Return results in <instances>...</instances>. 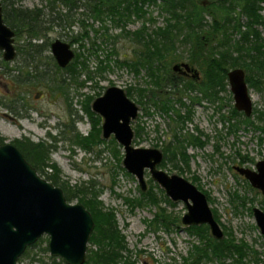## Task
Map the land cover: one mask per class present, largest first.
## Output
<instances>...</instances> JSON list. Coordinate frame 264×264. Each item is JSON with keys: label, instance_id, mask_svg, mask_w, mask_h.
Here are the masks:
<instances>
[{"label": "rangeland", "instance_id": "1", "mask_svg": "<svg viewBox=\"0 0 264 264\" xmlns=\"http://www.w3.org/2000/svg\"><path fill=\"white\" fill-rule=\"evenodd\" d=\"M49 1L14 0L16 7L41 9L39 24L46 26L47 29H43L41 35L33 38L32 42H47L48 50L42 53L37 64L33 62L20 68L22 70L20 78L29 76V80L21 83L13 82L11 76L3 72L0 54V135L3 143L14 144V141L27 137L35 142L53 144L55 147L50 152V162H54L59 167L61 179L67 182L66 185L85 184L101 190L99 199L106 208L114 210L131 258L136 260L137 264H184V257L189 255L192 243H199V239L190 235L180 220L179 223L176 222L168 228L162 224L150 225L149 221L153 219L157 207L145 201L133 208L127 201V198L139 199L141 191L144 192L148 188L151 177L147 169L144 172L146 189L141 190L135 176L127 172L122 165L123 149L113 135L103 138L101 134L104 142L90 150H85L74 142L76 130L73 131L71 127L74 122L78 133L87 134L91 124L83 110L86 96H91V108V103L97 96L107 87L116 85L124 90L131 87L132 94L127 96L139 107L137 117L131 122L134 130V146L154 147L161 150L164 143L167 144L172 140V132L168 126L171 122L169 117L151 102L148 101L143 106L137 101V88L151 87L148 85L149 79L145 70L140 69L136 74L122 63L136 60L145 50L143 39L138 38L139 34L142 33L145 37V33L153 32L157 27L166 24L159 1L142 4L143 13L140 16L132 13L128 21L123 19L115 22L113 20L117 19V16L113 20L108 16H103L102 20L92 17L84 1L80 0L77 2V7L71 9V22L67 23L58 18H55L54 22L50 19L56 14L62 16L67 13L68 6L56 2L51 10ZM260 6V13L264 18V2L260 3ZM221 7V4H218L212 10L218 11ZM207 20L210 21L211 18L207 16ZM245 20L246 18L243 17L242 22ZM256 27L260 36L264 38V24ZM84 31H87L88 36L83 39V46L79 41L71 42L72 37ZM23 36L25 38V34ZM14 37V45L22 44L21 39L17 41V36ZM56 38L70 43L71 48L78 55V60L86 65L84 70L81 69L76 82L70 79V74L64 70L65 67L56 70L55 60L50 52V43ZM210 44L209 41L206 46ZM175 47L174 52L167 55L162 64H173L174 62L171 61L173 54L175 56L180 54L182 56L180 61L188 62L186 48L178 42ZM74 59L75 56L69 64ZM20 63L21 56L16 54L15 58L9 61V67ZM99 64L109 66L100 69ZM194 67L202 77L200 70L195 65ZM88 74L91 76L89 79ZM226 89L221 93V100L209 102L203 99L200 104L192 106L193 115L191 120L185 122L183 133L198 134V131H201L205 134L202 139L206 142L202 148L187 147V154L190 156L188 167L181 163L177 164L184 173L180 174L178 170L172 169L170 164L162 169L169 174H179L190 182L194 177L196 180L194 184L204 189L210 197L209 206L218 215L220 227L225 225L237 238H243L253 250H256L258 260L254 262L246 257L244 262L264 264V235L260 233L252 210L249 209V206H255L264 211V196L234 169V166L254 168L257 160L264 159V131L255 127L264 125V118L262 120L257 118V110L264 112V91L248 86L252 112L249 116L242 113L243 117L249 118L253 124H239L238 128L231 132L229 131L231 122L240 121L242 115H237L231 121L228 120L227 116L234 107V100L229 85ZM147 94L150 96V93L146 92L142 97L143 101L151 100ZM17 96L23 99L20 100ZM183 100L189 104L187 95L184 94ZM174 106L181 109V112L185 110L178 101L174 102ZM222 115L226 118L222 119ZM135 127L141 128L139 135L135 134ZM112 138L120 149L119 162L112 154ZM49 173H52V168L45 167L42 177L45 178ZM152 183L155 182L152 180ZM154 190L157 196H161L157 188ZM234 193L246 197L243 206L238 204V207H235L238 201H232ZM163 194L166 196L165 193ZM70 202L79 203L77 198ZM171 202V204L161 202L160 205L166 204L165 207L172 216L181 217L186 211L184 204L181 201ZM39 238H42L41 242L30 248L28 256L18 262L19 264H41V262L53 264L52 257L56 258V262L61 259L50 255L49 250L45 249L48 248L47 235ZM89 248L88 241L87 251ZM200 264H215V262L203 260Z\"/></svg>", "mask_w": 264, "mask_h": 264}, {"label": "trees", "instance_id": "2", "mask_svg": "<svg viewBox=\"0 0 264 264\" xmlns=\"http://www.w3.org/2000/svg\"><path fill=\"white\" fill-rule=\"evenodd\" d=\"M80 0H50L48 2L51 10L56 2H61L68 6V12L61 15H54L50 20L54 22L55 18L60 21L71 22L70 11L77 7ZM84 5L89 9L90 15L97 19H103L108 16L112 20L115 16V22L126 19L133 13L140 16L143 13L141 5L146 3H155L159 1L161 13H164L166 24L157 27L153 32L141 34L138 38L143 39L145 50L136 60L124 61V65L128 66L133 72L138 74L140 69H144L148 77V85L151 87L137 88L138 103L145 105L151 102L158 110L165 113L171 122L168 123L169 130L172 132V140L161 146L163 152V160L160 168H166L168 164L172 169L178 170L180 174L184 173L183 169H179L177 164L181 163L188 167L189 154L187 147L194 146L202 148L205 140L202 139L205 134L198 131V134L183 133L184 124L191 120L193 115L192 106L200 104L201 101L207 100L214 102L222 99L221 93L226 89L227 72L229 69L241 67L245 71V80L249 87L261 89L264 91V38L256 26L264 24V18L260 13V3L264 0H221L211 5H201L194 0H83ZM3 6V20L10 26L17 36V41L22 40V44L15 46L17 55L21 56V63L8 68L9 61L1 59V63L8 69L19 70V74L10 72L12 80L21 83L29 80L20 78V69L22 66L37 64L42 53L48 50L47 42H32L33 38L41 35L42 30H46V26L39 24V16L41 9L20 8L14 5V0H1ZM221 4V9L213 11L212 8ZM207 16L211 18L207 20ZM246 20L242 22V18ZM83 23V19H82ZM84 24V23H83ZM44 27V28H43ZM49 29V28H48ZM25 34V38L23 36ZM88 36L87 31L80 35L74 36L71 42H80L83 46V39ZM19 37V39H18ZM144 38L146 40H144ZM216 38L217 40H212ZM210 46H206L207 43ZM178 42L186 48V60L190 65H195L201 72L202 77L194 80L183 75H179L171 70L173 64H162V61L176 49ZM172 52V53H171ZM39 59V60H38ZM182 59L179 54L172 55V62H178ZM84 62V61H83ZM56 70L60 68L54 63ZM108 64H99L100 69H105ZM78 55L71 64L65 67V71L70 74L72 81H77L79 74L84 70ZM84 68V69H83ZM82 69V70H81ZM27 73V72H26ZM25 73V75H26ZM88 79L91 76L87 75ZM63 81V80H62ZM125 92L128 96L132 94V88L127 87ZM147 94L151 100H142ZM192 93V94H191ZM99 94V93H98ZM153 96H152V95ZM184 94L189 99V104L185 103ZM152 96V97H151ZM18 97V96H17ZM18 99L22 100L21 96ZM91 96H86L83 103V110L90 120L91 128L87 134L78 133L74 122L72 123L73 131H75L74 142L85 150H90L103 143L101 137V117L94 113L90 108ZM178 101L180 105L185 107L181 109L174 106V102ZM143 105V106H144ZM142 106V107H143ZM221 106V105H220ZM219 106V107H220ZM242 115V119L235 123L231 122L229 131H234L239 124H253L249 118L243 117V113L237 111L234 107L230 109L228 120ZM226 116L222 115V119ZM257 118L263 119L264 112L257 110ZM264 131V125L255 126ZM140 129L135 127V134H140ZM112 154L120 161L121 153L114 139ZM3 138L0 135V144ZM16 147L21 151L24 158L36 168L39 175L45 167L52 168V173L45 176V179L54 185H59L63 189L67 201L77 198V202L83 204L91 213L94 227L89 237L90 248L87 251L86 259L83 264H137L136 260L131 258L127 247L125 237L118 227L114 210L106 208L99 199L100 189L91 188L90 185L70 186L61 179L59 167L50 162V152L55 147L53 144H46L43 141H32L27 137L14 141ZM127 173V172H126ZM128 174V173H127ZM245 181V180H244ZM143 192L141 197L127 198L131 206H140L143 202L153 204L157 207V212L153 219L149 221L150 225L162 224L165 228L175 224L179 216H172L167 211L165 205L170 204V200L163 193V190L157 184L152 183ZM193 183L196 182L192 178ZM198 188H201L197 185ZM155 188L160 191L161 196H157ZM209 199V198H208ZM246 197L234 193L232 201L237 200L238 204L243 206ZM252 200V198H249ZM161 202H167L160 205ZM251 211V206H249ZM215 219L219 222V217L213 210ZM224 237L220 240L213 238L208 231V226L190 225L184 229L192 236L199 239V243H192L189 255L184 257V264H200L203 260L213 261L215 264H234L241 261V258L249 257L253 260L256 258L255 251L246 243L243 238H237L231 229L222 225ZM42 238H39L33 244L27 246L20 255L18 262L28 256L30 248L35 247ZM47 250L48 248L45 247ZM34 258L32 257V260ZM56 258L52 257L53 264H66L63 260L56 262ZM41 264H45L41 262Z\"/></svg>", "mask_w": 264, "mask_h": 264}, {"label": "water", "instance_id": "3", "mask_svg": "<svg viewBox=\"0 0 264 264\" xmlns=\"http://www.w3.org/2000/svg\"><path fill=\"white\" fill-rule=\"evenodd\" d=\"M194 1L205 6L221 0ZM14 34L3 20L0 0V51L5 61H12L16 56ZM50 51L60 68L66 67L75 56L70 43L58 38L50 43ZM171 70L183 75L191 74L194 80L200 76L198 70L187 62L174 63ZM227 80L235 109L249 116L252 101L244 69H229ZM91 109L102 119V137L113 135L121 145L122 165L135 176L141 190L146 189L144 172L147 169L166 196L184 203L187 209L181 217L184 225L206 223L212 237H223L206 195L183 176L169 174L159 168L163 158L160 149L133 145L131 122L137 117L139 107L123 88L116 85L107 87L92 101ZM234 169L264 194V159L256 162L255 169L241 166H234ZM252 212L264 235V211L253 207ZM93 226L92 215L83 204L67 201L62 188L39 175L14 144H0V264H19L18 259L25 248L42 235L48 236L50 255L60 257L66 264H83Z\"/></svg>", "mask_w": 264, "mask_h": 264}, {"label": "flooded vegetation", "instance_id": "4", "mask_svg": "<svg viewBox=\"0 0 264 264\" xmlns=\"http://www.w3.org/2000/svg\"><path fill=\"white\" fill-rule=\"evenodd\" d=\"M214 4V3H213ZM1 5H2V2H1ZM2 15H3V6H2ZM15 32V31H14ZM14 36H15V34H14ZM15 38V37H14ZM16 45H14V47H15ZM15 50H16V48H15ZM51 52V51H50ZM75 53V52H74ZM0 54H1V57H2V53H1V51H0ZM16 54H17V51H16ZM54 58V57H53ZM3 59V58H2ZM55 60V59H54ZM178 62H183V61H178ZM55 63H56V61H55ZM174 63H177V62H174ZM173 63V64H174ZM188 63V62H187ZM189 64V63H188ZM2 66H3V64H1ZM57 65V64H56ZM190 65V64H189ZM16 66V65H15ZM58 66V65H57ZM193 66V65H192ZM14 67V66H13ZM8 68H10L9 66H8ZM8 68H6V67H4L3 66V72L4 73H7V74H9L10 76H11V79H12V74L10 73V72H13V73H16V75L17 74H19V70H15V69H8ZM177 74H179V73H177ZM179 75H183V74H179ZM183 76H185V77H189V78H192L191 77V74H185V75H183ZM200 77V76H199ZM193 79V78H192ZM19 97V96H18ZM162 151V150H161ZM164 156V155H163ZM162 160H163V158H162ZM162 160H161V162H162ZM258 161V160H257ZM256 161V162H257ZM160 162V163H161ZM256 162H255V167L254 168H250V169H255L256 168ZM160 165V164H159ZM158 165V166H159ZM243 167V166H242ZM246 168H249V167H246ZM162 169V168H161ZM241 175V174H240ZM241 176H243V175H241ZM244 177V176H243ZM245 178V177H244ZM246 179V178H245ZM247 180V179H246ZM245 180V181H246ZM248 181V180H247ZM249 182V181H248ZM193 183V182H192ZM194 184V183H193ZM250 184V183H249ZM251 185V184H250ZM197 187V186H196ZM198 188V187H197ZM254 188V187H253ZM201 192H203L205 195H206V198H207V202H208V204H209V202H211V199H210V197L208 196V194L206 193V191L204 190V189H202V188H198ZM256 189V188H255ZM257 191H259L260 192V194L262 195V196H264V194L259 190V189H256ZM164 192V191H163ZM165 193V192H164ZM168 197V196H167ZM209 198V199H208ZM168 199L170 200V202L171 201H173V200H171L169 197H168ZM264 199V198H263ZM173 202H180L179 200H177V201H173ZM182 202V201H181ZM172 203V202H171ZM170 203V204H171ZM183 203V202H182ZM184 204V203H183ZM185 206V205H184ZM210 207V206H209ZM255 207V206H254ZM259 208V207H258ZM185 209H186V207H185ZM211 209V208H210ZM253 209V207H251V210ZM187 210V209H186ZM211 211H212V214H213V216H214V213H213V209H211ZM263 211V210H262ZM186 212V211H185ZM184 212V213H185ZM183 213V214H184ZM253 213V212H252ZM183 214H182V216H183ZM181 216V217H182ZM181 217H179L178 218V223H179V220H180V222H181ZM215 218V217H214ZM216 220V219H215ZM217 221V220H216ZM218 222V221H217ZM256 222V221H255ZM182 223V222H181ZM183 224V223H182ZM203 224H205V225H207L208 226V231H209V234H210V229H209V225L208 224H206V223H203ZM218 224H219V222H218ZM184 225V224H183ZM198 225H202V224H198ZM257 225V224H256ZM177 226H179V224L177 225ZM185 226H190V225H185ZM197 226V225H196ZM220 226V225H219ZM221 228V227H220ZM259 228V227H258ZM222 229V231H223V228H221ZM260 230V229H259ZM261 233V232H260ZM262 234V233H261ZM211 235V234H210ZM212 236V235H211ZM223 237H224V232H223ZM222 237V238H223ZM214 238V237H213ZM221 238V239H222ZM216 239V238H215ZM217 240H220V239H217ZM246 241V240H245ZM247 243V242H246ZM248 244V243H247ZM249 245V244H248ZM250 246V245H249ZM251 247V246H250ZM255 251V255H256V250H254ZM244 260H245V257L244 258H241V261H240V263L241 262H243L244 264H246L245 262H244ZM258 260V257H257V255H256V258L255 259H251V261H254V262H256Z\"/></svg>", "mask_w": 264, "mask_h": 264}]
</instances>
